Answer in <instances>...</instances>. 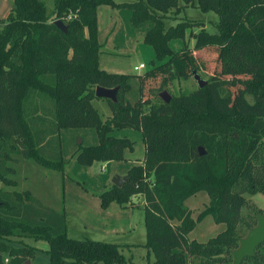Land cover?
Wrapping results in <instances>:
<instances>
[{"label": "trees", "instance_id": "trees-1", "mask_svg": "<svg viewBox=\"0 0 264 264\" xmlns=\"http://www.w3.org/2000/svg\"><path fill=\"white\" fill-rule=\"evenodd\" d=\"M182 2L218 16L216 32L202 28L193 33V49L170 45L183 40L187 22L167 27L163 22L179 0H54L51 11L43 0H12V12L0 17V264L36 259L35 247L15 245L13 238L47 241L49 264H126L118 244L69 238L64 206L52 209L31 190H17V157L64 172L61 131L77 128L95 129L99 137L97 146L78 150L81 166L125 161L134 142L112 134L116 129L141 132L142 163L129 170L122 188L113 185L100 198L108 208L143 197L144 247L154 256L152 264H233L240 239L256 226L258 214L264 216V210L248 206L244 197L264 196V0ZM104 4L132 10L134 25L153 22L143 42L152 46L154 62L160 65L139 77V97L133 104L125 98L131 76L100 67L104 44L98 36V8ZM56 19L68 25L67 33L55 25ZM207 47L217 51L219 76H211L208 85L188 98L164 104L159 92L201 71L192 52ZM239 76L248 77L252 107H262V113L218 106L213 93L222 90L223 106L232 96L228 86L233 80L222 77ZM97 87H120L118 104L106 100L112 112L106 121L93 105L100 100ZM45 101L54 102L53 121L43 116ZM200 192L209 197L203 215L225 225L205 243L188 240L195 224L185 202ZM241 264H264V243Z\"/></svg>", "mask_w": 264, "mask_h": 264}, {"label": "rangeland", "instance_id": "rangeland-1", "mask_svg": "<svg viewBox=\"0 0 264 264\" xmlns=\"http://www.w3.org/2000/svg\"><path fill=\"white\" fill-rule=\"evenodd\" d=\"M48 10L54 7V0H43ZM117 2H131L133 0H116ZM12 0H0V17H8L12 12ZM99 16V41L104 44L102 48L100 67L111 74L130 75V91L126 100L132 104L139 97V77L160 65L154 62V50L151 45L143 42V36L152 26V21L134 25L131 21L132 10L118 8L111 5H101L98 8ZM163 18L165 26L176 25L180 21L188 23L183 40L170 42L174 50L183 46L193 49L195 39L193 33L204 28L210 33L217 31L218 16L212 11L204 12L195 5H184L179 0V6L171 9ZM192 33V34H191ZM202 70L197 74L209 84L211 76H219L220 64L217 59V51L213 47L192 52ZM153 61V63H152ZM143 64L144 69L134 71V67ZM246 76L222 77L223 80H233L228 86L231 99L223 106L221 100L225 94L219 90L213 93L218 106L222 110L229 111L232 106L239 111L262 113L263 108L252 107V95L248 94L245 87ZM160 79L155 80V85ZM154 82V81H153ZM193 76L187 79H176L171 88L160 91L166 92L173 99L188 98L198 91ZM215 89V88H212ZM213 91V90H212ZM46 102L44 117L53 121L54 102ZM156 102V101H155ZM38 104V103H37ZM156 104V103H154ZM93 105L99 110L103 121L112 116L111 109L106 100H95ZM116 138H129L134 142V152H126L125 161L122 162H94L91 166H81L77 162V153L81 146L92 147L99 144L98 133L95 129L77 128L63 129L61 131V151L65 162L64 172L42 169L36 164L25 162L17 157L19 162L15 164L18 180L17 190H31L33 194L46 206L62 210L63 206L67 214V235L69 238L79 240H93L103 243L118 244L126 259V264H152L154 256L144 247L146 243V228L143 219V197L134 196L128 208L112 203L108 208L101 205V194L113 187V179L126 173L134 165H140L144 156V144L142 134L134 129H116L112 134ZM264 140V137H263ZM204 152V150L201 148ZM134 164V165H133ZM120 173V174H119ZM14 176H10L15 179ZM2 186V185H1ZM4 187V186H3ZM9 189V186L4 187ZM247 205L264 210V196H244ZM64 201V202H63ZM209 204L206 193L200 192L185 202V206L192 212V220L195 224L188 235V240L205 243L225 230L224 224L214 223L210 215H203ZM243 215L249 211L245 208ZM202 219L199 221V217ZM174 226L176 221L171 222ZM18 246L30 245L36 248V259L27 261L26 264H49L50 257L47 253L49 243L45 240L34 241L32 239H12ZM18 242V243H17ZM8 263V259H6Z\"/></svg>", "mask_w": 264, "mask_h": 264}, {"label": "water", "instance_id": "water-1", "mask_svg": "<svg viewBox=\"0 0 264 264\" xmlns=\"http://www.w3.org/2000/svg\"><path fill=\"white\" fill-rule=\"evenodd\" d=\"M54 23L65 33L68 32V25L62 19H56L54 20ZM192 76L199 89H202L207 85V82L202 80L195 71L192 73ZM119 91L120 87L113 89L97 87L96 97L98 99L109 100L115 104H118ZM158 96L164 104H169L171 101V97L165 91L159 93ZM199 155H204V152L201 150V148H199ZM128 181V176H116L112 183L114 186L122 188L123 185ZM262 243H264V216L262 214H258L256 226L250 229L244 238L240 239L238 248L232 252L233 264H241L242 260L245 258L252 257L256 248Z\"/></svg>", "mask_w": 264, "mask_h": 264}, {"label": "built area", "instance_id": "built-area-1", "mask_svg": "<svg viewBox=\"0 0 264 264\" xmlns=\"http://www.w3.org/2000/svg\"><path fill=\"white\" fill-rule=\"evenodd\" d=\"M72 18V14H70L69 16H68V19H71ZM145 68V66L143 65V64H140L139 66H137V67H134V71H140V70H142V69H144Z\"/></svg>", "mask_w": 264, "mask_h": 264}, {"label": "crops", "instance_id": "crops-1", "mask_svg": "<svg viewBox=\"0 0 264 264\" xmlns=\"http://www.w3.org/2000/svg\"><path fill=\"white\" fill-rule=\"evenodd\" d=\"M29 163H31V162H29ZM134 165V164H133ZM128 172H129V170L126 172V173H124V174H120V176H122V177H124V176H127L128 175ZM142 202H143V204H144V200H142ZM122 207V206H121ZM124 208H128V206H125ZM129 209V208H128ZM190 241H194V240H190Z\"/></svg>", "mask_w": 264, "mask_h": 264}]
</instances>
